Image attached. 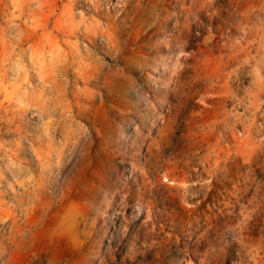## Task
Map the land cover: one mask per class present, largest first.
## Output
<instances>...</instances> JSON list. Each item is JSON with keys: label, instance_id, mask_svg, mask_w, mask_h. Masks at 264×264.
I'll list each match as a JSON object with an SVG mask.
<instances>
[{"label": "rangeland", "instance_id": "374dc122", "mask_svg": "<svg viewBox=\"0 0 264 264\" xmlns=\"http://www.w3.org/2000/svg\"><path fill=\"white\" fill-rule=\"evenodd\" d=\"M0 264H264V0H0Z\"/></svg>", "mask_w": 264, "mask_h": 264}]
</instances>
